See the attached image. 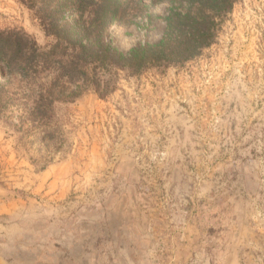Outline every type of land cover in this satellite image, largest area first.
I'll list each match as a JSON object with an SVG mask.
<instances>
[{"label":"rangeland","instance_id":"374dc122","mask_svg":"<svg viewBox=\"0 0 264 264\" xmlns=\"http://www.w3.org/2000/svg\"><path fill=\"white\" fill-rule=\"evenodd\" d=\"M171 7L91 8L128 51L162 38ZM0 29L53 44L20 0H0ZM26 109L0 116V264H264V0H236L183 66Z\"/></svg>","mask_w":264,"mask_h":264},{"label":"trees","instance_id":"16d2710c","mask_svg":"<svg viewBox=\"0 0 264 264\" xmlns=\"http://www.w3.org/2000/svg\"><path fill=\"white\" fill-rule=\"evenodd\" d=\"M20 1L35 10L53 44L47 50L24 31L0 29V116L7 104L25 99L35 105L34 111L25 110V118L34 121L57 101L90 91L107 96L119 69L140 75L185 65L215 43L236 2L172 0L162 38L122 51L102 41L105 16L92 10L93 0Z\"/></svg>","mask_w":264,"mask_h":264}]
</instances>
